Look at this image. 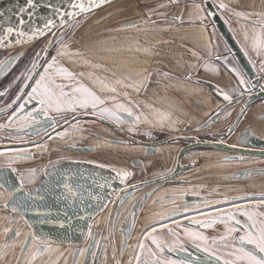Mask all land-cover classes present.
I'll use <instances>...</instances> for the list:
<instances>
[{
  "label": "snow or ice",
  "instance_id": "6c2138e0",
  "mask_svg": "<svg viewBox=\"0 0 264 264\" xmlns=\"http://www.w3.org/2000/svg\"><path fill=\"white\" fill-rule=\"evenodd\" d=\"M110 0H65L66 8H61L49 3L47 7L51 9L52 17L48 18L42 26L32 29L31 34L22 31L20 26H23L25 21L22 14L27 12L31 19L34 10L37 7L36 0H25L26 7L20 8L17 15L18 26H8L3 28V35H0V46H10V38L13 33L19 38L15 39L16 45L27 43L32 39L51 34V39L48 40L47 45L41 51L37 52L33 58L30 67H28L24 73H22L24 84L20 87L19 92L15 98L8 103L4 109L0 111L6 112L13 108L15 110L11 112V115L7 117L8 124H0V128L13 126L16 121H22L23 127L34 126L37 124L48 123L49 126L55 130L59 126L58 118L68 123V114L72 115V119H75V114L99 116L101 119H106L114 122L117 127L120 124L126 123L121 113L126 114L128 117L133 116L132 107L137 106L131 100L128 91H121V89H132L139 92V90L145 87V81L151 76V72L147 70L137 71L134 74L129 72L127 75L118 76L115 70L105 69V71L112 72V78H101L96 76L93 72H74L70 68L64 66L61 62V58H79L83 64L90 68H102L100 64H93L83 53L80 51H70V46L64 43V34L61 33L57 36L54 28L63 29L65 26L72 27L70 21L79 17L81 14L90 13L94 9L101 7L104 4L109 3ZM214 6L219 9L221 18H224L223 13L228 11L231 16L238 18L237 22L240 24V35L242 39L237 38V31L230 27V31L233 32V38L237 39V44L240 45V50L245 57L248 58L249 64L260 73V78L264 79V11L251 12V11H237L229 8L228 4L223 2L215 3ZM197 9H200V5H196ZM2 15V13H0ZM207 15H215V13L208 12ZM256 17V19H253ZM203 19V17H201ZM225 23L228 20L225 19ZM135 27V25H129ZM6 41L9 44H6ZM50 48L54 50V54H50ZM230 51V50H229ZM254 54L258 58L259 67L257 68V61L252 59ZM50 56V58H49ZM43 59V62H41ZM217 60H220L219 55L216 56ZM13 62V58H9L5 61H0V72L4 71L8 64ZM222 63L228 70L233 73L235 77V85L231 91H224L219 89V95L222 96L224 101H227L229 105L233 103L234 97L232 95L235 92L239 97H242L245 93L251 94L255 88V84L251 79L246 78L239 68L233 66L228 67L230 64L229 57L225 56ZM165 75H167L165 73ZM87 77L92 80L93 84L99 86V90L102 92L110 93L109 96H100L97 91L92 87L86 85L83 80ZM139 77V79L137 78ZM21 77H17V80ZM30 90L25 92L26 88ZM260 91L264 93V84H260ZM7 89L0 91V96H4ZM124 97L127 104L120 102L119 98ZM111 102V107L107 106ZM29 105L32 107L29 109ZM243 109H241V114ZM43 118V120L41 119ZM140 117L136 116L133 122L139 121ZM78 123V122H77ZM162 123V120H161ZM19 130V129H18ZM48 135L46 129H40ZM129 128L128 131H132ZM200 129H197L199 131ZM231 131V128L229 129ZM151 135L150 133H146ZM58 137H63L66 133H56ZM51 135H48V139H52ZM37 147H41L37 145ZM9 151L16 153L8 160L6 165H0V198H4L3 207L5 209H11L13 212H18L21 215L24 212H34L37 216L45 217L39 221L41 224H57L60 228L65 227L64 220L53 221L46 217L50 213L42 211L39 206L36 205V201H43L44 195H41V188H29L27 185H33L37 181V170L27 169L21 171L14 167L17 160L30 159L24 149H9ZM0 155L4 153L0 152ZM227 159V158H225ZM52 162H50L51 164ZM54 167V165H53ZM104 167V165H100ZM7 169L8 171H4ZM9 173L14 174L15 182ZM46 175L47 169H45ZM131 175L126 170H117L114 179L118 178L123 184L125 180ZM71 177L67 173H59L56 181L51 182L44 191L55 193L57 188L62 189V193L56 196L58 201L65 202V208L77 209L80 212L85 211V199L84 193L92 201H102V194H93L91 189H84L83 185L70 183ZM86 180L87 177H84ZM96 187L103 189L105 184H98L95 180L92 182ZM111 187V184L107 185ZM111 195V193H109ZM119 195V193H117ZM123 197H121V207L123 206ZM219 203V202H216ZM252 207H245L243 205H232V211L225 212L222 209H215L216 216L209 220H192L194 224L201 225L204 228H212L218 222L224 225L223 232L216 236H208L203 232L195 231L191 228L183 229V238L181 234L176 232L172 228H168L165 220L171 219L172 213L161 214L160 219L153 224L146 226L142 237H138V242L133 245V254L130 257L128 264H264V211H256V208L264 209V197L259 201L251 202ZM97 203V207H99ZM91 207V205H87ZM107 207V204L104 205ZM103 210V209H101ZM179 213V208L174 210ZM187 211V208H185ZM75 215V213H73ZM64 216L67 218L69 226L73 216H69L68 211H64ZM239 217H243L241 220ZM76 219L84 220L85 216L75 215ZM187 218V217H185ZM8 225L3 228V242H0V262L4 261L7 257V250H15L16 243L9 244V239L15 240L20 237L19 230L11 227L14 223L11 217H6ZM177 227L180 224L173 220ZM131 226H129V229ZM160 230H167L169 239L162 238L159 233ZM87 238H90L97 245L100 241L95 240L92 225H88ZM187 241L198 253H203V260L199 256L194 255L189 251ZM52 241L44 236L37 235L35 232H30L24 236L23 241L19 243L20 253L18 255V264L21 257H24L26 253L28 259L24 264H33L36 257L43 253L56 251L51 248ZM121 251H124V241H121ZM90 247V245H89ZM89 247L80 248L78 251L79 256H85ZM183 252L186 257L183 259H173L166 253H178ZM75 254V252H74ZM60 255H63L62 253ZM95 257L96 253H92ZM73 264H80L78 260H74Z\"/></svg>",
  "mask_w": 264,
  "mask_h": 264
},
{
  "label": "water",
  "instance_id": "95a60500",
  "mask_svg": "<svg viewBox=\"0 0 264 264\" xmlns=\"http://www.w3.org/2000/svg\"><path fill=\"white\" fill-rule=\"evenodd\" d=\"M120 0H110L109 3L102 5L99 8L94 9L91 13L102 9V11L106 8H109L112 5H115L116 3H120ZM125 1V0H124ZM122 1V2H124ZM198 1V0H193ZM174 4H178L180 0H172ZM204 8L206 12H212L215 13V15H208L212 26L209 27L210 30H214L219 34V36L222 38L224 42H222V51L228 52L230 50L231 57L234 59L233 61L231 58H229L230 64L228 67H237L239 68L243 73H245L246 78L251 79L253 77V74L256 73L255 69L252 67L251 64L248 62V58L244 56V54L240 50V45L237 44V39L233 38V32L230 31V25L225 23V18H221V14L218 8L214 6V0H203ZM221 2V1H220ZM37 7L34 10V14L32 18L30 19L27 12L23 13V19L25 21L23 26H20L22 31H25L29 34H31L32 29L35 27H40L43 25V23L48 19L52 17L51 9L47 7L49 3H51L54 6L66 8L67 5L65 3V0H36ZM126 3V2H125ZM172 5V3H170ZM123 6V5H119ZM174 6V5H172ZM26 7L25 0H0V35H3V28L8 26H18V20H17V13L19 12L20 8ZM122 8H125L124 6ZM157 11L159 7H156ZM115 8L114 10H116ZM174 13V12H173ZM87 14V13H85ZM84 14H81L79 17H81ZM175 14H172V16L166 15V13L163 12H154L153 14L149 15L148 18L153 19V17L159 18L161 20H165L170 17L173 19H178ZM224 15V14H223ZM75 18L74 20L70 21L72 24L71 28H68L67 31L73 28V23L79 18ZM165 18V19H164ZM155 20L152 21L154 24L158 22H165L161 20ZM138 23L145 24L147 22V18L144 15H137ZM137 23V24H138ZM200 24H204L206 26L208 23L204 21V23L200 20ZM157 25V24H155ZM154 25V26H155ZM66 27V26H65ZM64 27V28H65ZM63 28V29H64ZM59 28H54L53 31L58 34L61 30ZM66 31V32H67ZM64 34V33H63ZM213 35V31L211 33L210 31V43L212 41L211 36ZM48 35V34H47ZM67 35V34H66ZM64 35V37L66 36ZM46 36V35H45ZM45 36H39L31 41H28L27 43H22L19 45H16L14 43L15 39L19 38L13 33L12 37L10 38V46H0V53H3L2 57L0 58V61L8 60L9 58H13V62L8 64L7 68L0 72V79L6 75L8 71L11 70L12 67L15 66V64L21 59V57L24 55L26 50L29 48L30 44L34 42L37 39H40ZM51 39V34L49 33L48 40ZM65 39V38H64ZM48 40L45 45H47ZM6 44H9V42L6 41ZM228 51L226 50V48ZM215 56V55H214ZM223 59L220 60V63L222 65V70H219L220 76L218 77V85L211 83L208 80H205L203 76L198 77L195 79V82L198 84V87L202 89V97L198 98L194 96L192 101V106L197 109L198 113L200 114V117L198 116V120L195 121L194 125H188L184 130L177 132V133H167L162 131H155L156 133H161L163 135H166L162 137L161 139L155 141V142H145L141 139H136L133 137V135L126 133L122 128L106 119H101L99 116H92V115H81L77 114L75 118H84L89 117L92 120H97L99 122L106 123L109 127L114 129L118 134L123 135L127 137V139L131 141H136L140 143L141 145L149 146L146 150L147 152L145 154H141L138 150L136 151L137 156L132 155V153L126 152V156L131 161L132 165L138 166L139 168L136 170L135 177H138V174H146L149 173L150 167L153 166L151 162L148 160L152 158L150 155H153L156 153V147L159 145H163L166 143L174 144L177 140H182V146L180 147V150L178 151V154L176 156L175 160V167L174 169L166 173L165 175L161 174L159 177L156 178H149L142 180V178L131 180L130 176L125 180L123 184H121L120 180L118 178L114 179L116 176L117 170H126L130 173H132V170H135L134 167L129 163L128 165L131 166H123L124 163L118 164V162H112L110 159L109 161H106L107 158H112L114 156H111L110 153H104L100 147L99 143H89L88 145L84 146H70L69 148L77 151V153L72 154V156H69L71 159H60L56 162L48 165L47 173L50 175H45L43 178L44 184L40 182H36L35 184L31 185L32 189L35 188H41V195H44L45 199L43 201H36V205L41 208L42 211H46L50 213L46 218L51 219L54 222L58 220H64L65 221V227L60 228L57 224H41L39 221L45 217L37 216L34 212L28 211L24 212L22 215L18 212H13L15 215H17V218H21L25 223H27L28 230H26V233L35 232L37 235H44L48 237L51 241V247L54 249V245L64 246L67 248H78L80 245L83 244V240L85 239L88 231V225L92 221V219L96 218L100 214L104 212V210L109 206H111L110 212L112 211L113 207L116 205L119 198L128 191H135L136 189L142 188V187H148L155 183L163 182V185H172V192H170L167 197L161 196L160 198H157L156 200L150 202V205L157 204L162 198L166 199V201L169 203H174V206H184L187 201L192 200V195L188 194V191H184V193H176V189L180 190L182 186H179L180 182L191 184L196 183L200 185H212V177L211 175H220V184L224 185V189H221L222 191L225 190V192H221V194H216L218 196L215 197H208L206 193L198 195V202L199 204H211V205H224L228 201L232 202H239V201H247L250 199H261L264 197V183L260 180L264 178V162H257L258 160L264 159V138L260 137L258 134H250L249 132H246V137L244 141L238 140L237 143H230L228 141H224L222 139H209L206 137H199L195 135L194 133L201 132L205 129H208L212 126H218L220 118L224 116L227 117L230 115V112L233 111V108L241 101L243 98H246V101L242 104L243 112L249 108V105L254 103L255 101L264 100V93L261 91L257 93H251L250 95L244 94L242 97H239L238 95L234 97L233 103L231 105L228 104L227 101H224L222 96L219 95L218 90L223 89L224 91H231L232 88L235 85V77L233 73H231L228 68L224 66L222 63ZM43 62V59L41 60ZM220 66V64H217ZM32 83V81L29 83V85ZM254 84H256L254 82ZM198 88V89H199ZM27 90V88H26ZM25 90V91H26ZM204 92L209 95L206 99L213 100L214 98L211 96L212 94H217L222 101H218L215 99L212 101L211 104L205 103V99H203ZM234 93H232L233 95ZM196 97V98H195ZM204 102V103H203ZM210 102V101H209ZM213 103L215 104V107H217L216 112L213 115H210L208 112L211 109V106ZM16 105L13 106V108ZM5 108V107H4ZM1 108V109H4ZM12 108V109H13ZM12 109L7 110L6 112L0 111V117L6 115L9 113ZM193 111V109H192ZM247 112V111H246ZM198 114V115H199ZM243 113L236 117L234 121V125H239V121L243 117ZM259 120L263 119L264 116L258 115ZM73 120V119H72ZM70 120V121H72ZM69 121V122H70ZM241 122V121H240ZM95 125V122H94ZM245 125V124H244ZM62 125L55 128V130L60 129ZM197 129H200L197 131ZM55 130L48 131V135L52 134ZM186 133H181V132ZM192 133V134H189ZM48 135H43L41 137H38L31 141H26L22 143V145H35L37 143H40L45 140V138ZM112 144L115 145H126V141L120 139V137L116 136L114 139H108L106 140ZM16 145H21L20 143H17ZM89 146H92V148H89ZM126 149V148H123ZM203 149V151H196ZM193 150V155L187 156L188 151ZM219 151V152H218ZM89 152V153H87ZM117 153V152H116ZM186 154V158H184V163L182 158ZM214 154H221V159L217 158L220 162L215 161L213 163L214 159L209 160L208 158ZM199 156L197 159L201 161V166L197 167V160H194L190 163H186L185 161L188 159H191V157ZM64 157V156H58ZM138 157V158H133ZM114 158H118V155ZM206 158V163L203 164ZM211 158V157H210ZM227 158V159H225ZM126 160L128 162L129 160ZM208 159V160H207ZM145 160V161H144ZM134 162V163H133ZM229 163L230 165H222V163ZM253 162V163H251ZM8 163V162H7ZM22 162H15L14 167L18 168L21 171H24V165L21 164ZM142 163V165H141ZM238 163V164H237ZM236 164V165H234ZM0 165H6L4 161H0ZM54 165V167H53ZM100 165H104V167H100ZM143 166H147L144 169ZM262 166V168L260 167ZM194 167L196 168L194 170ZM23 168V170H22ZM129 168V169H128ZM198 168V169H197ZM190 169V170H189ZM192 169L194 171H192ZM187 170L191 171V175H198L200 178V181H194V180H187L180 178V176L183 174V171L188 172ZM4 171H8L7 169H4ZM45 173V171L43 172ZM59 173H67L70 179V183H73L74 185L79 184L83 185V188L81 191H84V189H91L93 194H102L103 200L102 201H92L88 198L87 193H84V199H85V211L80 212L77 209L72 208H65V202L58 201L56 199L57 195H60L62 193V189L57 188L55 190V193L44 191L51 182L56 181L57 176ZM210 174V175H209ZM9 175L12 177L13 181L15 182V176L14 174L9 173ZM84 177H87L85 180ZM210 178V180L207 179ZM146 178V177H144ZM143 178V179H144ZM95 180L98 184H105V187L103 189H100L99 187H96L92 182ZM217 182V181H216ZM111 184V187H108L107 185ZM231 185V186H230ZM229 187H236L241 191H237V193H229L227 192V188ZM248 186V187H247ZM203 187V186H202ZM223 187V186H221ZM244 187V188H243ZM260 187V188H259ZM226 188V189H225ZM170 189V190H171ZM205 190V189H203ZM207 190V188H206ZM174 191V192H173ZM111 193V195H109ZM119 193V195H117ZM130 194V193H128ZM149 198V192L144 193L140 198V204L139 208L144 205V202ZM215 203H214V202ZM219 202V203H216ZM97 203H99V207H97ZM91 205V207H87V205ZM107 204V207H104V205ZM167 206V205H166ZM193 206V205H192ZM194 207H197V204L194 205ZM103 209V210H101ZM6 209H2L0 211L4 212L6 214ZM64 211H68L69 216H73L71 221V226H69L67 222V218L64 216ZM85 216L84 220H79L75 218V215ZM170 213L167 211H164V214ZM172 214L173 213L172 210ZM180 214V213H179ZM178 214V215H179ZM177 215V214H176ZM172 217V216H171ZM16 229V228H15ZM108 233H109V242H108V248L109 252L114 254V247L112 245L111 240V228L108 226ZM25 233V235H26ZM24 237L22 238V240ZM12 239H9L8 241H11ZM7 241V242H8ZM54 252V251H53ZM30 253V252H29ZM41 258L45 256V253L42 255H39ZM38 256V257H39Z\"/></svg>",
  "mask_w": 264,
  "mask_h": 264
},
{
  "label": "flooded vegetation",
  "instance_id": "af4514ba",
  "mask_svg": "<svg viewBox=\"0 0 264 264\" xmlns=\"http://www.w3.org/2000/svg\"><path fill=\"white\" fill-rule=\"evenodd\" d=\"M128 2H132L134 5H136L135 9H125L122 8L123 6H118L115 7L117 8H112L110 10L104 9L102 11V16L100 21L102 22L104 28L107 26L111 25L113 27L111 28H118L121 27V24L125 25H135V26H143L146 29L149 27L154 26L155 24L152 21L158 20L159 18L153 17V19L148 18L149 15L153 14L154 12H163L166 13V15L171 16L172 12L176 11V15H179L183 8L189 7L190 5H200V13L201 21L204 23L207 22L208 24L206 27L209 30V33L213 31V35L211 36L212 41H211V46H212V62L216 64H220V60H222L225 56H228L231 58L233 61L234 59L231 57L230 51L226 48L228 52L222 51V38L219 36V34L214 30H210L209 27L212 26V23L207 15V12L203 6L204 2L203 0H198V1H193V0H180V2L176 5L172 2V0H128ZM172 3V5H170ZM215 3V2H214ZM159 7L158 11L157 8ZM175 8V9H174ZM144 15L147 18V22L145 24L138 23L137 20V15ZM225 19L228 20V24L230 25L231 28H233L231 21L229 20L228 16L225 14L223 15ZM108 18L110 19H115V20H110L108 21ZM124 17H127V21L125 23H122V19ZM200 17V18H201ZM165 19V18H164ZM172 19V17H170ZM166 19V20H170ZM138 23V24H137ZM200 24V21L198 22ZM234 29V28H233ZM77 29L71 31L70 35H72ZM58 36V35H57ZM238 38V36H237ZM224 45V44H223ZM45 47V46H44ZM43 47V48H44ZM41 52V57H43V52ZM3 53H0V58L2 57ZM215 55V56H214ZM219 55L221 57L220 60L216 59V56ZM29 58V57H28ZM26 58V59H28ZM22 59V57H21ZM253 60L257 59L252 56ZM42 60V59H41ZM19 61L15 64L14 67L11 68L10 71L6 73L7 78L0 79V91H4L7 89V92L4 96H0L1 101L9 99L12 100V96L15 98L16 94L19 92V89L23 84L20 86V84H17L15 82L14 78H11V75L15 71L18 70L17 64ZM29 62H27L28 64ZM21 67V66H20ZM19 67V68H20ZM259 67L258 61H257V68ZM256 73L253 74V77H251V80L253 83L255 82L256 86L252 90L251 93H257L260 91V84H264V79L260 78V73L255 69ZM206 78L205 80L210 81L213 84L218 85V78L217 77H204ZM34 83V81H32ZM31 85V84H30ZM30 85L27 88L25 92L30 90ZM233 97H236L237 94L233 92ZM248 95V93H245ZM214 99L209 100L206 99L209 97L205 92L203 94V99H205V103L211 104L212 101L217 99L218 101H222V99L217 95V94H212L211 95ZM247 98V97H246ZM246 98H243L239 103L233 108V111L230 112V115L227 117L224 116L220 118L219 125L218 126H212L208 129H205L201 132L194 133L195 135L199 137H206L209 139H222L224 141H228L230 143H237L238 140L244 141L246 137V132L250 134H258L260 137L264 138V120L258 118V115L264 116V100H259L255 101L251 105H249V108L243 112V117L239 121V125H234V121L236 117L240 114V111L242 109V104L246 101ZM11 103V101H9ZM8 102V103H9ZM203 102V103H204ZM7 103V104H8ZM6 104V105H7ZM216 103H213L211 106V109L209 110V114L213 115L217 107H215ZM218 105V104H216ZM18 106V105H16ZM15 106V107H16ZM15 107L6 115L9 116L12 111L15 110ZM29 109L32 107L31 105L28 106ZM4 108V107H3ZM247 111V112H246ZM72 115L74 114H68V123H65L64 120L58 118V123L60 129L55 130L51 136H53L54 140L59 141V143H55L53 145H46L45 147L43 146V142L48 139V136L45 138L44 141L37 143V145H40L38 152H37V157H35L34 153H27L31 158L30 159H25L22 160L21 164L24 165V171L27 169H36L37 170V181L42 182L43 184L45 183L43 181V178L45 177L46 173H43L45 169L50 165V162L54 163L57 160L60 159H71L69 156H72V154L77 153V151L69 148L70 146H84L88 145L89 143H99L102 151L104 153H110L111 156H116L118 155V158H107L106 161L110 162V159L112 162H118V164L121 165V163H124L123 166H131L132 163L126 156V152L132 153V155L137 156L136 151L138 150L141 154H145L147 152V148L149 147L148 145H141L140 143L136 141H131L127 139V137L118 134L114 129L109 127L106 123L104 122H99L97 120H92L89 117H84V118H75L72 120ZM77 114H75L76 116ZM4 117H6L4 115ZM43 120V118H41ZM72 120V121H70ZM70 121V122H69ZM79 121V123H77ZM95 122V125H94ZM245 124V125H244ZM122 130H124L126 133L133 135L134 138L136 139H141L142 141L145 142H155L162 137L166 136L161 133H156V130L152 129H145V128H133V127H122ZM46 129L47 132L52 130V128L49 126L48 123H42V124H37L34 126H28V127H22L20 128V132L23 134V137H16L12 135H5L1 136L0 135V150L2 149H18L22 147H29L33 145H22V143L26 141H31L34 140L38 137H41L45 134L44 131H41L40 129ZM129 128H132V131H128ZM231 128V131L229 129ZM186 131V130H184ZM181 132V133H186V132ZM11 132H14L11 130ZM66 132V135L63 137H58L56 133H62ZM146 133H150L151 135H147ZM27 134V135H26ZM192 134V133H189ZM116 136L120 137V139L126 141V145H115L112 144L106 140L108 139H114ZM176 142L174 144L166 143L163 145H159L156 147V153L153 155H150L152 158H150L148 161L153 164V166L150 167L149 173L146 174H138V177H135L136 170L139 168L138 166L132 165V167L135 168V170H132L133 172L130 175L131 180H136L139 178H142V180L149 179V178H156L159 177L161 174L165 175L166 173L171 172L174 167H175V160L176 156L178 154V151L180 150V147L182 146V140H177L173 141ZM17 143H20L21 145H16ZM36 145V144H35ZM89 148H92V146H89ZM126 148V149H123ZM193 150L188 151L187 156L193 155ZM196 151H203V149L196 150ZM117 152V153H116ZM219 152V151H218ZM89 153V152H87ZM32 154V156H31ZM134 155V156H135ZM58 156H64V157H58ZM221 154H214L210 156L208 159L212 160L214 159L213 163L215 161L220 162L217 158L221 159ZM199 156H194L191 157V159L186 160V163H190L194 160H197V167L201 166V161L197 159ZM133 158H138V157H133ZM184 158H186V154L182 158L184 163ZM129 160L126 162V160ZM205 161L203 162L206 163V158H204ZM207 159V160H208ZM145 161V160H144ZM7 164V162H4ZM51 163V164H52ZM131 165H128V164ZM134 163V162H133ZM142 165V163H141ZM264 166V165H263ZM147 166H143L142 169H144ZM262 168V166H260ZM129 169V168H128ZM196 168L194 167V170ZM198 169V168H197ZM23 170V168H22ZM190 170V169H189ZM183 171V174L180 176V178L187 179V180H194V181H200V178L198 175H191L190 172ZM192 169V171H194ZM210 175V174H209ZM146 177V178H144ZM212 177L213 184L212 185H200L196 183L191 184H186L183 182H180L179 186L181 189L177 190L176 193H184V191H188L189 195H192V200L187 201L186 204L182 206H174V203H169L166 201V199L162 198L157 204L155 203L153 206L150 205V202L156 200L157 198H160L161 196L167 197V195L172 192V185H163V182L160 183H155L152 184L148 187H142L139 189H136L135 191H128L124 193L121 197H123V206L121 207V197L117 201L116 205L113 207L112 211L110 212L111 206H109L104 210L102 214L97 216L96 218L92 219L90 224L92 225V231L95 237V240H99L100 243L97 245L94 241H92L90 238H87V235L85 239L83 240V244L80 245L78 248L73 247L69 248L70 251H62V248H66L64 246H59V245H54V257L56 264H73L74 260H78L80 264H128L130 257H132L133 254V245H136L138 242V237H142V233L144 232L145 228L149 224H153L155 221L160 219V215L164 214V211L171 212L173 210V213L179 214V216L175 217L176 214H172L173 217L169 220H165L164 223L167 224L168 228L174 229L176 232L181 234V238H183V229L184 228H191L195 231H200L203 232L205 235L208 236H216L219 233L223 232L224 230V225L221 223H217L214 227L212 228H204L201 225L194 224L191 221L192 220H211L213 217L216 216L215 209L219 208L224 210L225 212L227 211H232V206H216L211 205V204H199L198 202V195L200 196V193L204 195H208V197H215L218 196L216 194H221V192H225V190H221V185L220 184V175H211L210 178ZM144 178V179H143ZM210 178L207 179L210 180ZM264 178L260 179L263 180ZM36 181V182H37ZM217 181V182H216ZM264 183V181H262ZM203 186V187H202ZM231 186V185H230ZM27 187L32 188L31 185H27ZM171 187V188H170ZM229 187V186H228ZM207 188V190H206ZM171 189V190H170ZM205 189V190H203ZM239 189V188H238ZM236 187H231V191H227L229 193H237ZM149 192V198L144 202V205L139 208L140 204V198L144 193ZM174 192V191H173ZM130 193V194H128ZM6 195L4 198L0 199V210L5 209L3 207V202L4 199H6ZM214 202V201H213ZM215 203V202H214ZM197 204V207H194V205ZM167 205V206H166ZM193 205V206H192ZM238 205V204H237ZM247 207V206H245ZM252 207V206H251ZM179 208V213L175 212L174 210ZM185 208H187V211H185ZM256 211H264L262 208H256ZM6 217H11L12 220L14 221L13 224L16 223V220L19 219V221L22 222V226L25 230H28L27 223L23 221L21 218H17L18 216L13 213L11 209H6ZM187 217V218H185ZM241 220H243V217H239ZM175 220L180 224V227H177L176 224H174L172 221ZM18 225L16 226H11L13 228H16L17 230L21 229L22 226L17 228ZM108 226L111 228V240H112V245L114 247V254L109 252L108 248V242H109V233H108ZM129 226L131 228L129 229ZM159 235L164 238V239H169L167 230H160L158 229ZM25 235V234H24ZM124 241V251H121V241ZM23 241L20 239L19 243ZM19 243L17 244L15 250L17 249V257L20 253V248H19ZM186 244H188L189 251H191L194 255L199 256L201 260L204 258L203 253H198L195 248L191 246L190 243L185 241ZM90 245V247H89ZM89 247V251L85 256H79L78 255V249L80 248H85ZM14 250V252H15ZM75 252V254H74ZM63 255H60V254ZM92 253H96L95 257L92 255ZM167 255H170L173 259H183L186 257V254L183 252H178V253H166Z\"/></svg>",
  "mask_w": 264,
  "mask_h": 264
},
{
  "label": "crops",
  "instance_id": "0c3cea01",
  "mask_svg": "<svg viewBox=\"0 0 264 264\" xmlns=\"http://www.w3.org/2000/svg\"><path fill=\"white\" fill-rule=\"evenodd\" d=\"M230 1L237 11H264V0ZM214 2L219 3V0H214ZM176 13V11L172 12L178 18L177 20L173 18L166 21L159 19L165 22H158L157 25L149 27L146 31L145 27L140 25L131 27L121 24V27L118 28H111L113 27L111 25L104 28L100 21L99 28L96 26L94 29H91L92 27L77 29L78 31L76 30L64 39V43L70 46V51L78 50L85 56L96 51L100 54V57L91 59L93 64L103 66L95 69L89 66L84 68L85 64L79 58H61L64 66L74 72H93L96 76L110 79L112 72L105 71V69L115 70L118 76L127 75L129 72L134 74L143 70L151 72V76L145 81L146 86L139 92L132 89H121V91L129 92L131 100L138 107H132V117L121 113L122 118L127 122L119 126L177 133L184 130L188 123L194 125L198 116L200 117L191 101L194 96L202 97V89L198 87L195 79L201 76L218 78L222 65L219 66L211 60L212 46L209 30L204 24L198 23L202 14L200 9H197L196 5H190L183 8L179 15ZM223 14L226 15L225 12ZM127 19L124 17L121 22L125 23ZM237 20L236 17L235 22ZM230 21L237 31L238 38L242 39L240 24L243 21L237 25L239 29L237 26L235 27L234 21ZM251 55L258 61L254 54ZM137 78L139 79V77ZM83 82L96 90L97 94L102 97L111 95L100 91L99 86L93 84L92 80L87 77ZM119 100L127 104L124 97L121 96ZM107 106L111 107V102ZM136 116H139L140 119L133 122ZM220 206H230V204ZM16 225L19 228L22 226V222L17 219L16 223L11 226ZM6 226H9L8 220L5 213L0 211V242L4 240L2 233ZM22 228L24 227L19 229L20 237L8 241L9 244L15 242L17 245L19 243L21 237L26 233V230ZM29 254L26 253L24 257H21L19 264H24ZM17 258H14V250L9 249L6 259L0 264H18ZM40 261L41 257L37 256L33 263H40ZM44 261L45 259L42 264ZM50 262L55 263L54 255Z\"/></svg>",
  "mask_w": 264,
  "mask_h": 264
},
{
  "label": "rangeland",
  "instance_id": "374dc122",
  "mask_svg": "<svg viewBox=\"0 0 264 264\" xmlns=\"http://www.w3.org/2000/svg\"><path fill=\"white\" fill-rule=\"evenodd\" d=\"M157 1H160V0H157ZM171 1V0H170ZM223 2V3H225V4H228L229 5V8H231V9H234L233 8V6H232V4H231V1L230 0H219V2ZM126 2V3H125ZM118 5H123L126 9H135L136 8V5H134L132 2H128V0H125L124 2H120V3H118ZM114 6V5H113ZM112 6V7H113ZM225 13H226V16H228V18H229V20H232V21H234V23H235V27L239 24L238 22H235V16H231L230 14H229V12L228 11H225ZM172 14V13H171ZM101 16H102V9H99V10H97V11H95V12H93V13H87V14H84V15H82L81 17H79L74 23H73V28L72 29H70L69 31H67V29H68V27L66 26L63 30H61L57 35L59 36L61 33H64V35H66L64 38H66L67 36H69L70 35V33H71V31H73V30H75V29H81V28H91V29H94V27H96V26H98L97 28H99V22H100V19H101ZM107 19H108V21H110V20H115V19H110V18H108L107 17ZM238 28L237 29H239V26H237ZM67 31V32H66ZM78 31V30H77ZM48 38H49V34L48 35H46L45 37H42V38H40V39H37V40H35L34 42H32L31 44H30V46H29V48L26 50V52L24 53V55L22 56V59H20L19 60V63L17 64V68H18V70L17 71H15L14 73H13V75H11V77L9 78V79H11V78H14L15 79V82L17 83V84H20V86L24 83V80H23V76H22V73H24L25 72V70L28 68V67H30V65H31V63H32V60H33V58L36 56V53L37 52H40L41 51V49H43V47L45 46V44H46V42H47V40H48ZM50 54H54V50L53 49H51L50 48ZM89 53V52H88ZM29 57V58H28ZM86 57L88 58V59H92V57H100V54H99V52L98 51H96V52H93V53H90V54H88V55H86ZM26 58H28V59H26ZM49 58H50V56H49ZM93 61V60H92ZM27 62H29L28 64H27ZM258 65H259V63H258ZM21 66V67H20ZM20 67V68H19ZM81 67H83V66H81ZM81 67H78V68H81ZM84 68H88V66L86 65H84ZM84 71H87V70H84ZM79 73V72H78ZM8 76H4V77H2L1 79H4V78H7ZM17 77H21V79H19V80H17ZM12 98L14 99V97L12 96ZM9 101H11L10 100V98L9 99H6L5 101L4 100H2L1 101V99H0V109L1 108H3V107H5L6 106V104L9 102ZM10 103V102H9ZM11 115V114H10ZM6 117H4V116H2V117H0V124H4V125H7L9 122H8V119H7V115H5ZM78 123H79V121H77ZM23 127V122L22 121H16L15 123H13V126L11 127V128H9V127H4V128H0V135L1 136H5V135H12V136H16V137H18V138H20V137H23V134L20 132V130H18V129H20V128H22ZM11 130H13L14 132H11ZM62 133H66V132H62ZM27 135V134H26ZM53 137V136H52ZM44 144H43V146L45 147L46 145H53V144H55V143H59V141H57V140H54L53 138L52 139H47V140H45L44 142H43ZM47 147V146H46ZM18 149H24V150H26V152L27 153H30V151H31V153H34L35 154V157H37V152H38V150L37 149H39L38 147H37V144L36 145H33V146H29V147H22V148H18ZM0 152H2V153H4V155H0V161L2 162V161H4V162H8V160L11 158V157H13L14 155H16V153H13V152H11V151H9V149H2V150H0ZM28 155V154H27ZM31 156H32V154H31ZM22 160H25V159H20V160H17L16 162H19V161H22ZM257 162H261V163H263L264 162V159H261V160H258ZM251 163H253V162H251ZM238 164V163H237ZM222 165H230L229 163H222ZM234 165H236V164H234ZM248 187V186H247ZM244 188V187H243ZM260 188V187H259ZM221 189H224V186L223 187H221ZM226 189V188H225ZM227 190L228 191H231V187H228L227 188ZM238 191H241L240 189H238ZM254 199H248L247 201H245V202H243V201H239V202H232V201H228L227 203H226V205H229L230 204V206H232L233 204H238V205H243V206H247V207H251V206H253V204H250V201L251 202H256V201H259L260 199H255L254 201H253ZM177 216H179L178 214L175 216V217H177ZM173 217V216H172ZM175 217H173V218H175ZM28 232H29V229H28ZM27 234V233H26ZM25 235H23L22 237H21V239L24 237ZM52 248V247H51ZM53 249V248H52ZM70 251V249L69 248H62V251ZM53 255H54V252L53 251H50V252H46L45 253V256L44 257H42L41 258V261H40V263L39 262H36V263H33V264H42V262H43V260L45 259V261H44V264H53V262H50L51 261V259H52V257H53ZM17 258V252H14V258ZM16 261H17V259H16ZM54 264H56V261H55V263ZM67 264V263H66Z\"/></svg>",
  "mask_w": 264,
  "mask_h": 264
},
{
  "label": "bare ground",
  "instance_id": "6f19581e",
  "mask_svg": "<svg viewBox=\"0 0 264 264\" xmlns=\"http://www.w3.org/2000/svg\"><path fill=\"white\" fill-rule=\"evenodd\" d=\"M120 1H124V0H120ZM119 1V2H120ZM113 6V5H112ZM112 6H110L109 8H107L106 10H110V9H112V8H115V7H118L119 5H118V3H116L113 7Z\"/></svg>",
  "mask_w": 264,
  "mask_h": 264
}]
</instances>
